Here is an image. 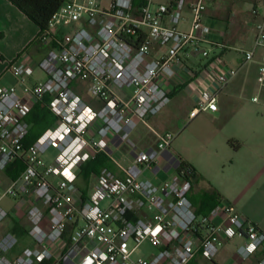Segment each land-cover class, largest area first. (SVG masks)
<instances>
[{
  "label": "built area",
  "instance_id": "obj_1",
  "mask_svg": "<svg viewBox=\"0 0 264 264\" xmlns=\"http://www.w3.org/2000/svg\"><path fill=\"white\" fill-rule=\"evenodd\" d=\"M187 7L192 14L188 32L179 28ZM205 11L204 0H171L170 5L68 0L37 37L48 47L46 55L35 63L25 51L10 65L15 85H0V170L19 159L25 169L0 188V202L15 200L13 210L0 205V224L9 217L27 218L32 245L10 259L6 253L19 240L6 234L0 240V264H191L197 254L213 261L225 242L237 239L240 260L258 255L257 264H264V232L237 209L228 205L208 215L195 211L189 199L194 171L171 156L172 133L157 134V147L145 152H137L131 141L140 124L148 125L171 102L163 81L177 78L181 55L190 57L191 49L207 41ZM261 17L252 47L239 51L238 67L215 57L204 76L194 78L187 70L195 98L190 120L217 111L220 94L252 64L257 65V90L251 101L264 104ZM202 56L210 52L203 50ZM37 68L46 79L29 84ZM39 104L56 121L25 148L31 128L27 117ZM117 140L130 145L134 161L126 167L113 161L121 175L104 168L85 192L78 186L82 166L100 153L111 157ZM50 148L58 155L45 163L42 157ZM165 154L167 161H159ZM161 171L168 177L143 178ZM145 243L156 253L134 258Z\"/></svg>",
  "mask_w": 264,
  "mask_h": 264
},
{
  "label": "crops",
  "instance_id": "obj_2",
  "mask_svg": "<svg viewBox=\"0 0 264 264\" xmlns=\"http://www.w3.org/2000/svg\"><path fill=\"white\" fill-rule=\"evenodd\" d=\"M156 1L171 4V0ZM195 1L187 0V4ZM204 3L206 11L203 21L210 28L207 41L191 49L190 57L181 55V63L175 67L177 78L171 83L163 81L170 91L171 102L149 119L148 125L140 124L133 131L131 141L137 152H145L157 147V134L172 133L175 140L170 150L171 156L194 171L189 199L195 211L208 215L215 208L231 205L264 232V104L251 101L257 90V65L246 66L229 83L219 96L217 111L200 114L192 120L189 113L195 106V98L187 84V70L193 73L194 78L204 76L212 67L215 57L232 68L238 67L239 51L252 47L256 24L262 17L256 10L254 14L250 11L248 17L243 19L241 16L236 21L235 15L227 14L221 0H204ZM211 4H214V10ZM191 25L192 14L187 7L182 13L179 28L188 32ZM39 33L40 28L15 5L9 0H0V85H15L10 65L21 53L26 51L35 63L46 55L48 47L37 40ZM203 50L210 52L208 58L202 56ZM86 100L94 107L99 106L96 100L88 96ZM248 106L257 107L258 112H253ZM104 155L108 161H112L119 175L121 173L113 161H124L127 166L134 161L132 148L120 140L112 145L111 157ZM167 158L168 154H165L159 161H167ZM2 172L0 182L8 187L15 179L8 176L6 169ZM168 175L165 171L157 174L146 172L143 178L158 181ZM94 181V177L88 181L79 179L85 192L91 190ZM220 221L221 218L216 219L217 223ZM29 227L25 217L18 220L9 217L0 224V240L9 233L19 240L17 246L6 253L8 258H15L32 245L28 236ZM199 257L200 254H197L191 264H197ZM258 260L259 256L256 255L245 263L257 264Z\"/></svg>",
  "mask_w": 264,
  "mask_h": 264
},
{
  "label": "trees",
  "instance_id": "obj_3",
  "mask_svg": "<svg viewBox=\"0 0 264 264\" xmlns=\"http://www.w3.org/2000/svg\"><path fill=\"white\" fill-rule=\"evenodd\" d=\"M31 21H33L40 31L47 29L48 22L56 11L68 0H9ZM56 121V118L43 105L39 104L32 113L27 117V122L31 126L29 134L24 142L25 148H28L33 142L42 135ZM107 168L116 171L112 161L103 154H98L94 160L85 163L82 166V178L85 181L95 177L99 172ZM25 169L24 159L14 161L6 168L9 177L17 179ZM18 225L15 227V232Z\"/></svg>",
  "mask_w": 264,
  "mask_h": 264
},
{
  "label": "rangeland",
  "instance_id": "obj_4",
  "mask_svg": "<svg viewBox=\"0 0 264 264\" xmlns=\"http://www.w3.org/2000/svg\"><path fill=\"white\" fill-rule=\"evenodd\" d=\"M111 0H103L104 3H108ZM163 1V0H160ZM259 1H249V0H221V3L224 5L226 8L227 14L229 13L230 15H235L236 21L240 20L239 18L242 16L243 17H248L249 12L251 11L252 14L255 13L256 10L260 12V14L263 16L264 15V0ZM259 2V3H256ZM257 4V5H256ZM211 8L214 10L215 6L214 4H211ZM244 19V18H243ZM202 59V58H201ZM46 79L45 74L40 68H37L35 71V74L29 79L28 83L29 84H36L39 81H43ZM245 107V106H244ZM247 108L251 109L253 112L257 113L258 109L257 107H250L248 106ZM58 155V151L55 148H50L47 153L42 157V160L45 163H53L55 158ZM122 163L124 166H127V163L124 161H118ZM3 176L2 170H0V178ZM78 186L83 187V184L78 181ZM0 188L4 189L6 186L0 182ZM15 200L11 198H6L2 200L0 205L6 209L10 210L12 206L15 204ZM221 218H224V215H221ZM241 240H233L230 242H225V244L222 246L220 249L219 254L217 257L211 261L208 259H204L201 255L198 258V263L197 264H248L247 262H243L240 260V258L237 255V244ZM156 253V249L153 248L151 245L148 243H145L141 245L136 252L134 253V258H149L152 254Z\"/></svg>",
  "mask_w": 264,
  "mask_h": 264
},
{
  "label": "water",
  "instance_id": "obj_5",
  "mask_svg": "<svg viewBox=\"0 0 264 264\" xmlns=\"http://www.w3.org/2000/svg\"><path fill=\"white\" fill-rule=\"evenodd\" d=\"M203 53V51H201Z\"/></svg>",
  "mask_w": 264,
  "mask_h": 264
}]
</instances>
